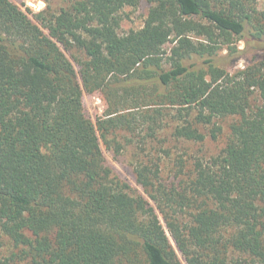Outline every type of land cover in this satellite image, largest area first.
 Instances as JSON below:
<instances>
[{
	"label": "trees",
	"instance_id": "obj_1",
	"mask_svg": "<svg viewBox=\"0 0 264 264\" xmlns=\"http://www.w3.org/2000/svg\"><path fill=\"white\" fill-rule=\"evenodd\" d=\"M41 1L27 13L0 0V264H264L259 0H148L126 34L123 11L142 0ZM237 42L255 58L232 72ZM96 93L107 110L94 122ZM228 118L221 152L176 160L171 178L140 160L142 192L104 153L121 152L122 133L217 141Z\"/></svg>",
	"mask_w": 264,
	"mask_h": 264
},
{
	"label": "rangeland",
	"instance_id": "obj_2",
	"mask_svg": "<svg viewBox=\"0 0 264 264\" xmlns=\"http://www.w3.org/2000/svg\"><path fill=\"white\" fill-rule=\"evenodd\" d=\"M14 4L21 7L24 11L28 13L34 11L29 5V1L33 0H10ZM40 0H35V2ZM65 5L64 0H54L52 8L54 10H59L62 6ZM47 4H45V9ZM259 7L261 10H264V0H259ZM151 5L148 3V0H142L138 8H126L123 11V20L121 24L120 33L126 34L132 30L138 31L141 30L146 24L148 14L150 11ZM30 14V12H29ZM239 50L243 51L244 54L242 58L237 61L230 63L226 68L232 72L237 71L238 69H244L248 63L254 61L255 54L252 50L251 45H246L245 42H237L235 44ZM171 47V45H170ZM228 55L227 48H224L221 52V56L225 57ZM70 59L73 60L72 55L68 53ZM74 61V60H73ZM76 69L79 72L80 68L75 63ZM85 106L87 113L92 118L94 122H97L98 118L104 116L107 105L100 93L96 94H86L85 95ZM233 119H219L217 124L223 128V133L220 136L219 140L213 141L211 136L208 135L204 143H189L182 140H176L171 131H164L158 135L156 140L149 142L147 146L139 143L138 141L129 144L127 139L130 138V135L127 133H122L120 138L121 144L123 146L121 152H117L116 146H112L111 149H107L103 146L104 153L109 160L110 164L115 168L116 172L120 174V177L126 180L130 186L142 192V189L135 181L134 167L138 164L140 160H147L149 157H157L160 159L163 164V173L165 178H171L173 173V166L178 159H184L192 163L195 159L199 158L202 160L207 159L209 156L217 155L226 145L227 136L229 133V125ZM141 130V129H140ZM207 132V131H206ZM139 138H137L138 140ZM6 241L5 253L8 254L11 248V243Z\"/></svg>",
	"mask_w": 264,
	"mask_h": 264
},
{
	"label": "built area",
	"instance_id": "obj_3",
	"mask_svg": "<svg viewBox=\"0 0 264 264\" xmlns=\"http://www.w3.org/2000/svg\"><path fill=\"white\" fill-rule=\"evenodd\" d=\"M28 5L32 8V9H34V11L33 12H40V11H42L43 10V8L45 7V3L43 2V1H37V2H35V0H33V1H29L28 2Z\"/></svg>",
	"mask_w": 264,
	"mask_h": 264
}]
</instances>
